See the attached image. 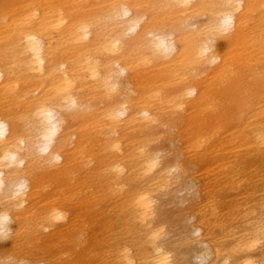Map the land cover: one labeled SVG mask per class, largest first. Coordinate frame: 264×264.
Returning a JSON list of instances; mask_svg holds the SVG:
<instances>
[{
  "label": "bare ground",
  "instance_id": "obj_1",
  "mask_svg": "<svg viewBox=\"0 0 264 264\" xmlns=\"http://www.w3.org/2000/svg\"><path fill=\"white\" fill-rule=\"evenodd\" d=\"M248 65L264 78V0H0V264H264V108L242 185L213 123ZM173 187L192 233L155 221Z\"/></svg>",
  "mask_w": 264,
  "mask_h": 264
},
{
  "label": "rangeland",
  "instance_id": "obj_2",
  "mask_svg": "<svg viewBox=\"0 0 264 264\" xmlns=\"http://www.w3.org/2000/svg\"><path fill=\"white\" fill-rule=\"evenodd\" d=\"M198 19V21H197ZM193 20L196 23H201L203 17H198ZM252 42V41H250ZM216 50L219 55L226 52L225 42L223 40H218L216 43ZM250 51H254L253 55L257 53L255 48H248ZM254 63V62H251ZM252 65L240 66L237 68L236 76L225 77L222 83H220L218 88L217 97H214V104L218 106L221 113L218 114L219 117L224 118L222 121L218 117H213V123L215 126H223V129L227 133L225 135H231L225 140L226 148L231 147V149H226L224 153L228 151L230 154L227 159L222 162H228L226 172H232L231 175H235L233 178L241 185L244 180H248L251 175H249V170L261 166L262 161H257L255 159H247L248 154L244 149L238 148L237 144H242L243 139L249 138L251 136V131L245 128V124L248 121H254L258 116L261 109L264 108V78L260 75L255 74L257 69ZM256 114H258L256 116ZM256 116V117H255ZM244 123V124H242ZM226 124V125H225ZM230 138H235L231 139ZM242 138V139H241ZM229 140V141H228ZM233 143L230 144L229 143ZM228 145V146H227ZM166 137L161 134L160 141L154 144V147L162 148L164 151V161L168 164L173 163V151H168L166 149ZM240 146V145H239ZM222 159L223 157H218ZM239 159V161H237ZM229 177V175H228ZM182 179V177H181ZM241 187L230 190L227 199L235 198L239 199L238 194ZM193 211V201L191 195L184 190H180L173 187L167 193L162 194L157 201V210L155 221L159 222L161 225L166 224L168 219H174L177 227L180 230H185L187 233L193 232V222L186 219L189 214ZM189 221V222H188ZM192 223V224H191ZM58 242H53L56 244ZM12 249V244L9 239H0V256L6 257L10 254ZM62 247L56 251V248L52 250V253L60 255ZM200 251V249H199ZM193 253V252H192ZM195 254V253H194ZM199 254V253H198ZM191 264H196L197 260L192 258Z\"/></svg>",
  "mask_w": 264,
  "mask_h": 264
}]
</instances>
